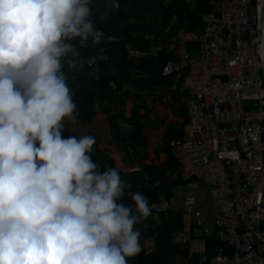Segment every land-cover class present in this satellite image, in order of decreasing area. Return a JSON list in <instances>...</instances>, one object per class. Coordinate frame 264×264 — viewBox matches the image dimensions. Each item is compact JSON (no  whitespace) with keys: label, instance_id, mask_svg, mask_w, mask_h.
<instances>
[{"label":"clouds","instance_id":"1","mask_svg":"<svg viewBox=\"0 0 264 264\" xmlns=\"http://www.w3.org/2000/svg\"><path fill=\"white\" fill-rule=\"evenodd\" d=\"M91 2L0 0V264H128L142 250L148 198L122 203L131 185L99 170L95 137L62 136L79 117L70 41L103 36Z\"/></svg>","mask_w":264,"mask_h":264},{"label":"built area","instance_id":"2","mask_svg":"<svg viewBox=\"0 0 264 264\" xmlns=\"http://www.w3.org/2000/svg\"><path fill=\"white\" fill-rule=\"evenodd\" d=\"M171 1L151 0L142 15L131 21L157 26V15ZM184 2L188 9H198V29L189 30L186 20L181 24L176 12H170L158 34L150 28L133 33L146 43L144 48L127 49L135 58L156 59L160 53L170 57L160 75L174 77L170 87L181 94L187 111V129L170 146L176 173L185 182L182 208H178L181 227L171 238L186 253L166 264H264V73L259 0ZM79 45L98 44L79 38ZM101 58L106 60V53L87 56L83 63L91 70ZM142 183L147 185L149 178L145 176ZM203 188L213 201L211 220L199 209ZM150 205L157 213L171 209L164 197ZM141 238L146 253L154 250V235ZM211 242L218 246L213 248Z\"/></svg>","mask_w":264,"mask_h":264},{"label":"trees","instance_id":"3","mask_svg":"<svg viewBox=\"0 0 264 264\" xmlns=\"http://www.w3.org/2000/svg\"><path fill=\"white\" fill-rule=\"evenodd\" d=\"M150 4L151 0H112L110 12L103 17L106 0H92L91 18L95 28L103 32L101 42L94 47L82 48L79 45V38L70 41L77 48L79 56L75 59V68L69 67L66 62L63 67V71L70 77L68 85L73 92V99L79 111L78 121L87 122L100 110L106 112L113 133L124 145L133 147V151H136L138 145L145 146L146 139L142 134V124L136 120V113L132 112L128 118L131 129H125L121 125V122L126 119L123 111L118 108V105L123 103L120 96L123 85L136 89L152 87L156 84L164 85L172 81L171 76L160 75L161 66L170 58L169 56L160 53L156 59H151L128 55L127 49L130 46L141 48L146 46V43L137 36H133V33L138 29L150 28L158 34L170 12H176L179 23L182 24L186 20V27L189 30L200 27L198 9H188L184 0H172L167 7H164L162 13L157 15V26L151 27L150 23L143 20L141 23L131 21L133 17L139 18ZM109 36L117 38L109 41L107 39ZM98 53L100 55L106 53L107 59L97 60L96 67L87 70L83 63L84 59L87 56H97ZM62 136L76 135L65 124ZM91 156L93 162L98 164L100 171L105 170V166L113 167V160L97 156L94 146ZM171 169L176 171L177 165L170 152L167 164L163 167L141 165L138 172L128 175L120 172L121 178L131 185L126 189L121 202L134 207L131 194L137 191L143 193L150 204L159 201V197L170 201L171 190L185 185L178 176L176 180L171 179V175L167 174V171ZM145 176L149 178L147 185L142 183ZM156 181H158L157 186L153 185ZM152 216L158 217V220L153 219ZM152 216L136 227L139 228L141 236L154 235L155 248L148 253L142 249L136 257L129 259L128 264H166L175 255L186 253V249L180 248L171 238V233L181 227L180 209H169L167 213L152 212ZM211 244L213 248L218 246L217 242H211Z\"/></svg>","mask_w":264,"mask_h":264},{"label":"crops","instance_id":"4","mask_svg":"<svg viewBox=\"0 0 264 264\" xmlns=\"http://www.w3.org/2000/svg\"><path fill=\"white\" fill-rule=\"evenodd\" d=\"M111 9L106 0V10ZM113 37L114 40L117 37ZM111 41V40H109ZM177 79V78H176ZM174 77H172L173 82ZM156 84L152 87L129 88L123 85L120 96L123 100L118 108L126 118L121 122L125 129H131L128 118L136 113V120L142 124L145 146L138 145L136 151L130 145H124L113 133L109 116L100 110L87 122L72 124L65 122L79 138L80 135H92L96 139L95 153L99 157L113 160V167L123 174L138 172L141 165L163 167L170 157L171 144L187 129V111L180 93L171 89L170 83ZM172 180L178 177L175 169L167 171ZM143 245L142 240L140 241Z\"/></svg>","mask_w":264,"mask_h":264},{"label":"rangeland","instance_id":"5","mask_svg":"<svg viewBox=\"0 0 264 264\" xmlns=\"http://www.w3.org/2000/svg\"><path fill=\"white\" fill-rule=\"evenodd\" d=\"M109 5L112 7V0H109ZM110 12V9L107 11L106 10V5H105V10L103 11V17L107 16L108 13ZM171 199L169 201V205L171 209H178L182 208V196H183V189L181 186L175 187L174 189L171 190ZM199 209L206 215V217L211 220L212 217L214 216V205L212 198L206 188H203L202 191V197H201V202L199 205ZM143 242V238H141ZM143 247V245H141Z\"/></svg>","mask_w":264,"mask_h":264},{"label":"water","instance_id":"6","mask_svg":"<svg viewBox=\"0 0 264 264\" xmlns=\"http://www.w3.org/2000/svg\"><path fill=\"white\" fill-rule=\"evenodd\" d=\"M258 30H259L262 66L264 73V0H259Z\"/></svg>","mask_w":264,"mask_h":264}]
</instances>
